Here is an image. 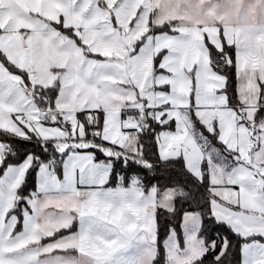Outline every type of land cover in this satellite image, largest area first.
I'll use <instances>...</instances> for the list:
<instances>
[{"label": "snow or ice", "instance_id": "1", "mask_svg": "<svg viewBox=\"0 0 264 264\" xmlns=\"http://www.w3.org/2000/svg\"><path fill=\"white\" fill-rule=\"evenodd\" d=\"M0 264H264V0H0Z\"/></svg>", "mask_w": 264, "mask_h": 264}]
</instances>
